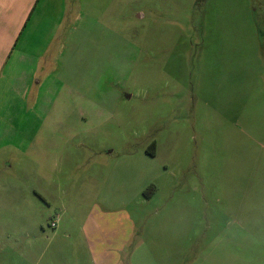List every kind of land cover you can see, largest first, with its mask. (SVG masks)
Instances as JSON below:
<instances>
[{"label":"rangeland","instance_id":"1","mask_svg":"<svg viewBox=\"0 0 264 264\" xmlns=\"http://www.w3.org/2000/svg\"><path fill=\"white\" fill-rule=\"evenodd\" d=\"M68 2L0 80V264H103L88 225L119 264H264V0Z\"/></svg>","mask_w":264,"mask_h":264},{"label":"crops","instance_id":"2","mask_svg":"<svg viewBox=\"0 0 264 264\" xmlns=\"http://www.w3.org/2000/svg\"><path fill=\"white\" fill-rule=\"evenodd\" d=\"M68 7V0H58L57 4H55V0H0V80L10 55L23 40L25 30L27 31L29 28L36 30L41 40L46 43L49 41L47 46L51 45V38L56 36L59 24L64 22ZM28 39H30L29 36ZM47 46L43 52L49 50ZM22 53L28 55L25 49L22 50ZM0 84H2L0 89L3 90V83ZM88 226L85 227V237L93 252L102 251L101 255H105L102 259L103 264H119L118 252L123 247L119 238L111 237L114 234L113 231L107 232L110 236H103L97 227L94 229L92 225ZM126 241L127 238L123 244ZM115 250H117V254H115ZM94 259L100 262L97 255Z\"/></svg>","mask_w":264,"mask_h":264},{"label":"trees","instance_id":"3","mask_svg":"<svg viewBox=\"0 0 264 264\" xmlns=\"http://www.w3.org/2000/svg\"><path fill=\"white\" fill-rule=\"evenodd\" d=\"M151 155H155L154 147L153 150L150 152Z\"/></svg>","mask_w":264,"mask_h":264},{"label":"built area","instance_id":"4","mask_svg":"<svg viewBox=\"0 0 264 264\" xmlns=\"http://www.w3.org/2000/svg\"><path fill=\"white\" fill-rule=\"evenodd\" d=\"M52 227H56V222H52Z\"/></svg>","mask_w":264,"mask_h":264}]
</instances>
